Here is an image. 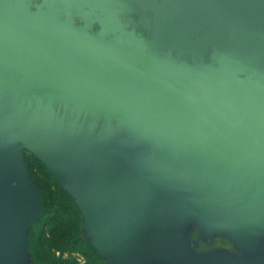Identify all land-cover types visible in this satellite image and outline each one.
<instances>
[{"label":"water","instance_id":"obj_1","mask_svg":"<svg viewBox=\"0 0 264 264\" xmlns=\"http://www.w3.org/2000/svg\"><path fill=\"white\" fill-rule=\"evenodd\" d=\"M168 1L179 19L215 20L222 51L230 38L264 71V0ZM245 72L0 5V264L27 261L26 228L43 212L25 149L73 192L111 264L191 256L183 230L194 222L253 249L264 236V83L228 76Z\"/></svg>","mask_w":264,"mask_h":264},{"label":"flooded vegetation","instance_id":"obj_2","mask_svg":"<svg viewBox=\"0 0 264 264\" xmlns=\"http://www.w3.org/2000/svg\"><path fill=\"white\" fill-rule=\"evenodd\" d=\"M19 1L21 4L26 2L33 13H35L36 7H39L44 11L52 12L54 19L51 20L53 21H70L75 27L84 29L93 36L102 35L113 42L121 40L120 35L134 34L147 42L145 50L147 53H150L153 47H157L162 42L163 44L173 43L175 50L170 54L173 61L193 64L194 61L202 60L204 64H212L211 53H206V51L213 43H219L217 40L219 34L215 32L213 26L215 20H210L209 24L203 21L204 25H199L200 18L195 19L192 23L190 19H178V14L172 9L173 2L168 0H157L156 3L153 0H144L143 4L137 3L135 0ZM236 38L240 39V36L238 35ZM221 42L224 43V39ZM218 43L215 44L218 45ZM223 45L226 63L231 64V60H238L240 57L249 58L248 55H243V51L238 52L234 44L231 46L230 38L225 39ZM219 46L221 49L222 45ZM178 51L182 53L179 57L177 56ZM253 65H255L254 62ZM260 70L239 74L237 78L250 80L252 83H264V72L263 70L260 72ZM55 109L59 113L66 112L67 115L72 113L69 106L58 105ZM83 119L88 121L90 118L87 115ZM94 124L98 127L106 125L101 121H96ZM112 126L115 127L114 124ZM198 221L200 225L201 222L199 219ZM260 240L264 243V236ZM251 256L252 254L249 258Z\"/></svg>","mask_w":264,"mask_h":264},{"label":"rangeland","instance_id":"obj_3","mask_svg":"<svg viewBox=\"0 0 264 264\" xmlns=\"http://www.w3.org/2000/svg\"><path fill=\"white\" fill-rule=\"evenodd\" d=\"M113 128L115 132H119L116 126ZM24 161L28 164V175L30 174L33 180L31 182L41 196L43 206L42 214L37 218L30 219L26 228L24 252L27 261L24 264H35L33 262L34 253L38 259L36 239L43 235L48 238L47 247L50 245L61 246L63 244L62 239L66 236L78 238L79 251L69 254L67 252L60 253L52 248L50 251H53L55 257L73 258L77 264H83L85 253L91 259H94L97 254L104 263L111 264L109 259L100 254L95 248L90 229L85 225V217L73 192L67 189L49 167L33 152L25 149ZM76 227H78V231H73V228ZM68 229H71V231L68 232ZM204 229V226H198L194 222L183 230L184 238L191 249V256H179L170 261L151 259L148 264H191L193 260L206 261L210 256L217 254L228 255L234 259H250V254H252L251 258L258 255L264 257V243L260 239L254 244L253 249H247L224 234L206 235Z\"/></svg>","mask_w":264,"mask_h":264},{"label":"crops","instance_id":"obj_4","mask_svg":"<svg viewBox=\"0 0 264 264\" xmlns=\"http://www.w3.org/2000/svg\"><path fill=\"white\" fill-rule=\"evenodd\" d=\"M153 2H154V0H153ZM154 3H156V2H154ZM2 4L11 5V6L20 7V8L27 7V8L30 9L29 5L26 4V2H24V4H21V2L19 0H0V5H2ZM35 13H39L42 16H44L45 18H48V19H54L52 12L44 11L43 9H41L39 7H36ZM171 16L175 17V18H178L175 15H171ZM190 25H192V24H190ZM120 36H121V38H120L121 40L122 39H127L131 43L142 44L144 46V50H146L147 42L144 39L138 38L134 34H130L128 36H125V35L124 36L120 35ZM215 43L217 44L218 42H215ZM215 43H213L212 46H209V49L206 51V53H211L210 59L212 60V64H204L202 62V60L194 61L193 64H198V65H202V66H210V67H213V68H215L219 63H224L227 67H230V68L236 67L238 65L243 64L245 66V68H246V72L242 73V74H246V73H249V72H255L256 70H260L261 69L260 61H259L258 58H250L249 57V58H245L244 59V58L240 57L238 60H231V64L230 63L229 64L226 63L227 61L224 60L225 59V55H224V51H222V47L220 49V46H219L220 44L218 43V45H216ZM155 49L160 50V51H162L164 53H167L170 56V59H171V55H170L171 52L173 50H175V48H173V43L163 44V42L161 44H159L157 47H153L151 52H153V50H155ZM181 55H182V53L180 51H178L177 52V56L179 57ZM203 55H204V53H203ZM203 55L201 56V59L203 58ZM171 61H173V60L171 59ZM173 62L181 63V62H184V61H178L177 60V61H173ZM253 62L255 63V65H253ZM261 70H260V72H261ZM237 75H239V74H229L228 76H236V77H238ZM246 81L251 82L250 80H246ZM206 235H217V234H207L206 233Z\"/></svg>","mask_w":264,"mask_h":264},{"label":"trees","instance_id":"obj_5","mask_svg":"<svg viewBox=\"0 0 264 264\" xmlns=\"http://www.w3.org/2000/svg\"><path fill=\"white\" fill-rule=\"evenodd\" d=\"M26 164V167L28 169V164ZM29 177L31 181L33 182L30 174ZM46 209V208H45ZM71 229H68V232H70ZM73 231H78V227L73 228ZM48 238L43 236L38 237L36 239V245L37 249L36 251L38 252V259L35 255L33 254V262L35 264H77V262L73 258H68V259H62L61 257H55L53 255V251H50V249L55 248V250L59 251L60 253L67 252V253H73L75 251H79L80 247L79 245V240L76 237L69 238L66 236L65 238L62 239V245L61 246H54L50 245L49 247L46 246ZM88 248H90L88 246ZM85 256V262L83 264H106L104 261L101 259V257L97 254L94 257V259H91L87 253L84 254Z\"/></svg>","mask_w":264,"mask_h":264}]
</instances>
